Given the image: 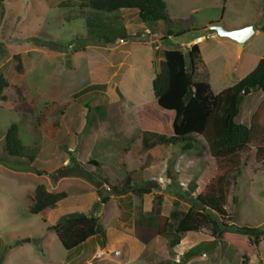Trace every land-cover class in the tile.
<instances>
[{
    "label": "rangeland",
    "instance_id": "obj_1",
    "mask_svg": "<svg viewBox=\"0 0 264 264\" xmlns=\"http://www.w3.org/2000/svg\"><path fill=\"white\" fill-rule=\"evenodd\" d=\"M163 1L169 22L151 26L141 24L135 10L93 12L81 0L0 1V73L10 84L4 92L7 102L0 100V264H77L95 244L62 248L48 227L64 208L83 206L80 212L97 213L102 228L131 234L130 217L151 202L152 194L164 196L163 213L168 216L175 202L187 210L189 191L193 188L194 199L214 176L215 160L207 150L170 148L148 169L132 174L129 189L121 153L141 134H172L174 114L157 106L152 90L163 51L187 53L190 43L203 36L199 47L210 74L199 68L195 77L207 80L213 94L254 69L264 56V0ZM242 21L259 32L243 47L228 38H210L215 33L212 24L225 28ZM123 27L127 39L108 44L106 39ZM14 55H20L22 74L15 69ZM94 84L105 91L74 96ZM15 86L22 89L25 108ZM262 98L259 91L245 94L236 122L248 126ZM11 124L17 126L24 154L35 156L31 163L7 155L4 138ZM89 160L98 163L97 169L86 165ZM168 171L178 176L177 182L168 179ZM70 172L76 176L60 177ZM240 172L230 188L227 214L236 226L264 230V161L257 162L251 152ZM40 183L68 197L52 211L33 215L28 209ZM144 187L152 193L143 198L133 194ZM122 215H128L129 222ZM216 219L231 224L228 218ZM201 229L211 236L209 227ZM98 242L105 251L101 263L111 264L118 247L105 248L106 239ZM196 251L206 263L264 264V240L257 248L250 244L236 250L212 238Z\"/></svg>",
    "mask_w": 264,
    "mask_h": 264
},
{
    "label": "trees",
    "instance_id": "obj_2",
    "mask_svg": "<svg viewBox=\"0 0 264 264\" xmlns=\"http://www.w3.org/2000/svg\"><path fill=\"white\" fill-rule=\"evenodd\" d=\"M81 1L85 8L93 12L135 10L137 19L143 25L169 22L166 3L163 0ZM85 24L89 25L88 19ZM127 37L126 29L123 27L122 31L116 32L106 41L110 44ZM13 61L17 73L22 74L20 55H14ZM199 68L203 70L205 66L197 44L192 45L187 53L181 50L163 51L159 72L152 81V90L157 106L174 114L171 123L172 134L170 136L150 134L152 139L146 138L145 134L139 135L131 146L122 150L121 167L126 177L125 185L130 189L134 183L132 174L148 169L153 161L160 158L161 152L170 148H177L180 152L200 149L207 150L210 157L215 160V174L194 199L190 194L193 188L189 191L187 199L191 204L187 210L180 209V204L175 202V209L165 216L164 196L161 193L152 194L151 210L145 213L141 208L137 209L132 220L131 233L141 242L158 236L166 241L169 249H173L179 245L185 233L209 227L214 240L228 244L234 249H244L250 244L257 248L264 240V230L259 227L236 226L233 219L228 216L225 206L230 188L240 175L242 164L250 153L255 152L257 162L264 161V56L244 78L218 94H213L207 80L195 77V72ZM9 86V82L0 73L1 101H7L4 90ZM246 88L250 92L260 91L263 94L248 126L236 122L244 98L241 93ZM14 89L20 107L25 108L22 89L16 86ZM96 91L104 92L105 87L89 85L74 96ZM39 123L40 117L37 118V124ZM4 145L9 157L25 159L30 163L34 160L35 156L24 154L26 148L18 139L15 124H11L7 129ZM86 165L96 169L98 167L94 160L88 161ZM73 167L76 170L82 169L76 165ZM74 176H76L74 172L60 175L61 178ZM167 176L171 182L178 180V176L169 171ZM151 193L152 190L148 187L133 190V194L139 198ZM67 197L66 192H51L40 183L34 188L28 212L33 215L46 214ZM103 202H107V198ZM82 208L85 207L64 208L59 212L60 217L56 224L48 227L49 231L55 233L65 251L73 250L94 236H99L103 241L106 239L105 230L99 224L97 213L87 215L80 212ZM216 218L220 220L228 218L231 224L218 223ZM194 252L195 248H192L188 253L191 255Z\"/></svg>",
    "mask_w": 264,
    "mask_h": 264
},
{
    "label": "crops",
    "instance_id": "obj_3",
    "mask_svg": "<svg viewBox=\"0 0 264 264\" xmlns=\"http://www.w3.org/2000/svg\"><path fill=\"white\" fill-rule=\"evenodd\" d=\"M248 26H250L248 22L242 21V22L233 23L229 26H225V29L236 30V29H242ZM258 33H259L258 30L255 29V33L253 36H255ZM216 36L218 35L215 32L213 33V35L210 36V38H217ZM219 38H225V37L219 36ZM200 39H203V42L205 41L203 36H199V37H196L190 44L191 45L197 44L199 47V45L203 43V42H198V40ZM199 50H200V47H199ZM200 54L203 60V55H202L201 50H200ZM203 63L209 75L210 72L208 68L206 67L204 60H203ZM223 90L224 89L220 90L219 93ZM2 102H7V101H2ZM125 179L126 177L124 178V180ZM124 184H125V181H124ZM150 210H151V202H148V203L144 202V207H142V211L145 213H148ZM122 217L121 218L122 220H124L125 223L129 222L127 219L128 215H125V216L122 215ZM130 218L132 221L133 215ZM103 229L105 230V233H106L105 248H109L111 246L115 248L118 247L113 251L115 256L113 257L112 261L109 260L111 264H183L184 261H186L184 264H213V262L216 261L215 259H213L211 263H206L207 258L203 259V257H201L200 254L196 251L200 245L205 244V242L210 241L213 238L212 236H209L205 233H201L200 230L202 229H200L197 232L185 233L179 245L173 249H169L166 245V241L158 236L153 237L150 240L148 239L146 242H141L140 240L135 238L132 235V233L131 234L125 233L124 231L115 229L114 227H110V226L108 228H103ZM122 229H125V227H123ZM99 238H100L99 236H94L92 238L87 239L84 243L81 244V245H86V244H89L90 241H93L95 245H93V247L91 246L92 249H89L88 252L83 253V256L77 259L75 263L78 264L80 262L82 264H93L92 262L95 261L94 264H104V263H101V261L105 262L104 260H106L105 257L103 256L105 251H103L102 247L99 245V242H98ZM112 238H113V241L111 242ZM192 248H195V252L190 255L188 252ZM166 250H168L169 252H166ZM236 250H242V249H236ZM93 251L96 252L95 255H92L90 258H84V256H86V253H93ZM99 255L101 256L99 257ZM98 258L99 260H96ZM242 264H245L244 261H242Z\"/></svg>",
    "mask_w": 264,
    "mask_h": 264
},
{
    "label": "water",
    "instance_id": "obj_4",
    "mask_svg": "<svg viewBox=\"0 0 264 264\" xmlns=\"http://www.w3.org/2000/svg\"><path fill=\"white\" fill-rule=\"evenodd\" d=\"M210 29L215 31L216 34L220 37L228 38L238 44L239 47H243L244 43L248 41L255 33L253 26L244 27L242 29L236 30H227L223 27L218 26L217 24L211 25ZM126 41V40H124ZM250 90L246 88L241 94L244 96Z\"/></svg>",
    "mask_w": 264,
    "mask_h": 264
},
{
    "label": "bare ground",
    "instance_id": "obj_5",
    "mask_svg": "<svg viewBox=\"0 0 264 264\" xmlns=\"http://www.w3.org/2000/svg\"><path fill=\"white\" fill-rule=\"evenodd\" d=\"M202 39L198 40V42H201Z\"/></svg>",
    "mask_w": 264,
    "mask_h": 264
}]
</instances>
